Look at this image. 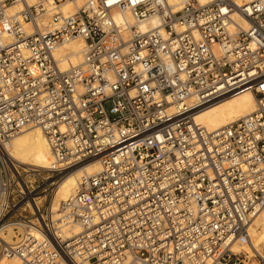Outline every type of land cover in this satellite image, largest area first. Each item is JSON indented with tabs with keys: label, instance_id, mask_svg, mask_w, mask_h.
<instances>
[{
	"label": "built area",
	"instance_id": "2783aa9c",
	"mask_svg": "<svg viewBox=\"0 0 264 264\" xmlns=\"http://www.w3.org/2000/svg\"><path fill=\"white\" fill-rule=\"evenodd\" d=\"M63 1L0 0V151L36 126L52 156L47 169L0 156V231L12 229L20 264H264L251 240L264 206V0H81L72 13ZM73 38L82 60L62 70L54 50ZM246 87L250 115L215 131L194 121L202 102ZM93 160L99 171L53 220L60 181ZM74 224L81 233L64 231Z\"/></svg>",
	"mask_w": 264,
	"mask_h": 264
},
{
	"label": "bare ground",
	"instance_id": "6f19581e",
	"mask_svg": "<svg viewBox=\"0 0 264 264\" xmlns=\"http://www.w3.org/2000/svg\"><path fill=\"white\" fill-rule=\"evenodd\" d=\"M38 0H26L29 4H33ZM45 6L51 3L52 0H43ZM201 4L211 2L213 0H198ZM170 3H177V10L181 8L179 0H170ZM81 4V0H77L75 3L69 0L63 1L60 4L61 11L63 13H72ZM22 8V3L17 2L7 7L6 12L8 15H12L18 12ZM118 20L119 15H115ZM234 20L241 26L245 27V22L233 15ZM49 17L43 15L37 20V24L41 29H46L49 25ZM130 23L133 20L129 18ZM155 19L150 18L146 21L137 23V27L140 30L146 29L149 25H154ZM26 32L29 34L32 30H35V26L29 22L23 23ZM84 42L80 38L70 39L63 44L56 47L54 55L60 60L61 69L64 70L68 66L78 65L83 57ZM264 64H259L257 69L260 70ZM198 98L196 95L184 100V103L188 104L196 101ZM256 109V100L253 92L250 88H242L231 94L223 96L213 101H204L200 104L199 109L194 113V121L206 128L209 131H215L222 127L236 122L237 120L246 117L253 113ZM172 110V109H170ZM2 158H9L11 161L20 164L27 168L34 166L38 169H47L51 162V152L47 139L44 133L36 126H28L15 134L11 140L9 146L0 151ZM100 165L97 160L90 161L84 166L77 168L69 172L59 183L54 195L49 203V211L53 220L59 218L57 211H60L61 205L66 202L69 197L75 192L79 182L84 176H89L99 171ZM2 192L1 174H0V195ZM7 231L2 233L0 231V237L5 241L2 243L0 249V264H20L19 258L10 250L6 244L12 243L13 231L10 227L6 228ZM64 231H70L71 235H76L82 232L79 225L74 224L67 227ZM69 234V235H70ZM251 240L253 246L261 252H264V206L260 210L259 215L254 220L251 227ZM261 246L262 249L258 248ZM232 252L236 256H241L244 261L245 258L251 255L249 245H247L240 238L236 239L232 246Z\"/></svg>",
	"mask_w": 264,
	"mask_h": 264
},
{
	"label": "rangeland",
	"instance_id": "374dc122",
	"mask_svg": "<svg viewBox=\"0 0 264 264\" xmlns=\"http://www.w3.org/2000/svg\"><path fill=\"white\" fill-rule=\"evenodd\" d=\"M109 107H110V105L107 104V105H106V109H108ZM32 167H34V166H32ZM257 247H258V246H257ZM258 248L262 249L261 246H259Z\"/></svg>",
	"mask_w": 264,
	"mask_h": 264
}]
</instances>
